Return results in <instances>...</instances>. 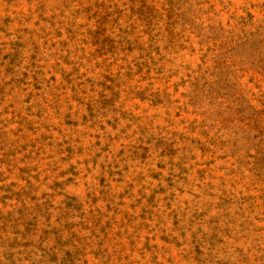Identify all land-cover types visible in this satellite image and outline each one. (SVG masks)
<instances>
[{
  "label": "rangeland",
  "instance_id": "obj_1",
  "mask_svg": "<svg viewBox=\"0 0 264 264\" xmlns=\"http://www.w3.org/2000/svg\"><path fill=\"white\" fill-rule=\"evenodd\" d=\"M0 264H264V0H0Z\"/></svg>",
  "mask_w": 264,
  "mask_h": 264
}]
</instances>
